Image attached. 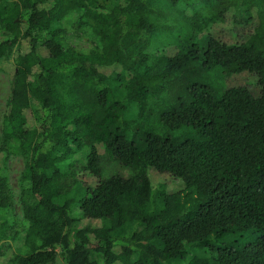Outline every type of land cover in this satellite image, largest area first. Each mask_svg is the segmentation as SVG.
I'll list each match as a JSON object with an SVG mask.
<instances>
[{
    "label": "trees",
    "instance_id": "1",
    "mask_svg": "<svg viewBox=\"0 0 264 264\" xmlns=\"http://www.w3.org/2000/svg\"><path fill=\"white\" fill-rule=\"evenodd\" d=\"M74 13L99 49L63 47ZM5 53L3 139L33 198L8 264H178L186 245L211 254L186 264H264V0H0Z\"/></svg>",
    "mask_w": 264,
    "mask_h": 264
},
{
    "label": "rangeland",
    "instance_id": "2",
    "mask_svg": "<svg viewBox=\"0 0 264 264\" xmlns=\"http://www.w3.org/2000/svg\"><path fill=\"white\" fill-rule=\"evenodd\" d=\"M81 13H74L66 16L60 22L59 27L64 31L62 37V44L64 48H74L77 51H88L93 49H99V40L92 35L90 29L82 24L79 20ZM176 24L172 22V25ZM177 26L176 28H178ZM41 37V36H40ZM160 41L165 43L162 37ZM161 50L157 51L159 53ZM4 58L1 59L5 61L4 63L0 60V147L3 144V124L2 117L5 110L6 99L9 92L10 79L9 75L12 69V56L11 54L5 53ZM235 82L243 83V77L235 78ZM233 80L230 82L232 83ZM32 106L34 110H38L40 106L32 101ZM5 148L7 151V162L5 164L4 170L1 175L6 179L9 188L13 194V207L10 210L2 211L0 210V264H8V260L14 254H24L27 252V248L24 246V241L26 237V231L28 229V224L23 216L22 205L23 203H33V198L28 196V183L24 177V170L28 155L25 151L21 150L17 143L14 141H4ZM86 152H80L72 157V161H85ZM166 177L158 179L155 182L158 184L167 181ZM171 187H175L176 184L169 182ZM161 203L158 200H154L151 208L159 210ZM81 212L79 209L74 211V216L79 218ZM141 225H128L126 231L128 233L140 230ZM81 229L80 225L75 226V230ZM59 254L63 251L60 247L56 248ZM185 259L180 261L178 264H186L193 257L208 258L211 254L207 251L198 249L194 245L185 246ZM91 260L97 262L98 264H103V257L100 254H93ZM54 264H66L62 256H58Z\"/></svg>",
    "mask_w": 264,
    "mask_h": 264
}]
</instances>
